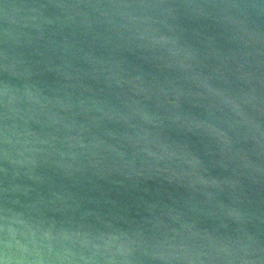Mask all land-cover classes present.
Returning a JSON list of instances; mask_svg holds the SVG:
<instances>
[{
    "label": "water",
    "instance_id": "water-1",
    "mask_svg": "<svg viewBox=\"0 0 264 264\" xmlns=\"http://www.w3.org/2000/svg\"><path fill=\"white\" fill-rule=\"evenodd\" d=\"M0 264H264V0H0Z\"/></svg>",
    "mask_w": 264,
    "mask_h": 264
}]
</instances>
